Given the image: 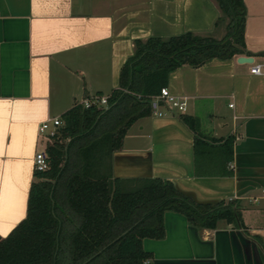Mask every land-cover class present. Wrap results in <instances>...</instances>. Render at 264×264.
I'll return each instance as SVG.
<instances>
[{
  "label": "crops",
  "instance_id": "obj_1",
  "mask_svg": "<svg viewBox=\"0 0 264 264\" xmlns=\"http://www.w3.org/2000/svg\"><path fill=\"white\" fill-rule=\"evenodd\" d=\"M242 2L241 55L251 62L235 55L184 64L165 86L184 100L180 113L198 120L200 138L232 136L230 173L195 175V134L161 102L159 115L135 120L111 154L113 178L158 177L197 202L233 201L240 223L220 219L205 228L164 211L163 237L141 239L150 253L144 264H264V0ZM217 15L213 0H0V236L24 217L39 122L107 96L134 39L185 31L220 38ZM255 64L259 74L249 72Z\"/></svg>",
  "mask_w": 264,
  "mask_h": 264
},
{
  "label": "trees",
  "instance_id": "obj_2",
  "mask_svg": "<svg viewBox=\"0 0 264 264\" xmlns=\"http://www.w3.org/2000/svg\"><path fill=\"white\" fill-rule=\"evenodd\" d=\"M213 1V29L223 24L220 38L185 31L134 39L105 106L74 103L60 114L61 124L44 145L47 168L31 172L24 217L0 236V264H144L150 253L141 239L163 237L164 211L205 228L220 219L240 223L233 201L197 203L168 180L111 176L112 152L135 120L150 116L151 99L170 71L246 54L242 0ZM178 119L195 134V175H228L232 136L209 143L200 138L195 117L179 113Z\"/></svg>",
  "mask_w": 264,
  "mask_h": 264
},
{
  "label": "built area",
  "instance_id": "obj_3",
  "mask_svg": "<svg viewBox=\"0 0 264 264\" xmlns=\"http://www.w3.org/2000/svg\"><path fill=\"white\" fill-rule=\"evenodd\" d=\"M249 72L252 74L260 73V64L252 65L249 68ZM106 96L104 95H93L90 98H83L78 104L82 107L98 106L103 107L106 103ZM161 102L168 108L175 107L177 110L182 111L184 109V100L177 99L175 96L170 94L168 89L164 86L159 89L158 95L151 99V108L153 114L159 115L156 111V104ZM61 124L59 117L45 118L37 125L36 131L41 147L34 150L32 155V167L35 170H44L47 168L46 155L44 152V145L50 138L55 135L56 128ZM264 193V192H263ZM145 263V262H144Z\"/></svg>",
  "mask_w": 264,
  "mask_h": 264
},
{
  "label": "rangeland",
  "instance_id": "obj_4",
  "mask_svg": "<svg viewBox=\"0 0 264 264\" xmlns=\"http://www.w3.org/2000/svg\"><path fill=\"white\" fill-rule=\"evenodd\" d=\"M221 27H223V24L221 25ZM159 108H160V107H159ZM171 109H172V111H173L174 113H176V114L180 113V111L177 110L175 107H171ZM135 126H136V125H134L131 129H129V130L127 131V139H126L127 141L132 140L131 138H132L133 133H136V132H137L136 129H135ZM132 132H133V133H132ZM142 139L146 141V138H145V137H142Z\"/></svg>",
  "mask_w": 264,
  "mask_h": 264
},
{
  "label": "water",
  "instance_id": "obj_5",
  "mask_svg": "<svg viewBox=\"0 0 264 264\" xmlns=\"http://www.w3.org/2000/svg\"><path fill=\"white\" fill-rule=\"evenodd\" d=\"M252 58L250 56H243V55H239L237 56L236 58V61L237 62H245V63H248V62H251ZM177 190H179L178 188H176ZM180 192H182L181 190H179ZM183 194H185L184 192H182ZM186 195V194H185ZM188 196V195H187ZM191 198V197H190ZM193 200V199H192ZM195 201V200H193ZM197 202V201H195ZM197 203H201V202H197ZM10 231V230H9ZM8 231V232H9Z\"/></svg>",
  "mask_w": 264,
  "mask_h": 264
}]
</instances>
